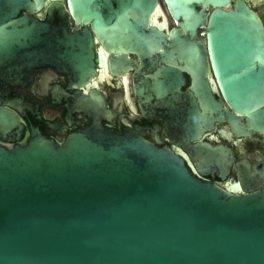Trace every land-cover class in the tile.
Masks as SVG:
<instances>
[{
	"label": "water",
	"instance_id": "water-1",
	"mask_svg": "<svg viewBox=\"0 0 264 264\" xmlns=\"http://www.w3.org/2000/svg\"><path fill=\"white\" fill-rule=\"evenodd\" d=\"M163 1L167 12L161 0H0V96L41 66L88 89L100 66L134 70L142 113L174 138L160 146L95 114L62 143L35 128L0 145V264H264V183L250 184L264 169L222 187L186 163V150L204 170L232 163L203 140L218 125L264 136V0ZM15 118L0 106V131Z\"/></svg>",
	"mask_w": 264,
	"mask_h": 264
},
{
	"label": "flooded vegetation",
	"instance_id": "flooded-vegetation-1",
	"mask_svg": "<svg viewBox=\"0 0 264 264\" xmlns=\"http://www.w3.org/2000/svg\"><path fill=\"white\" fill-rule=\"evenodd\" d=\"M256 11L264 21V11ZM101 45L98 41L96 46ZM105 50L109 56L110 53ZM131 57L137 58L134 55ZM99 73L103 74L102 78H99ZM133 73L134 70H130L114 75L108 64L100 66L94 78L97 86L91 84L88 89L86 86L75 87L68 74L53 66L37 67L26 83L18 84L0 96V106L9 109L16 117L9 131H0V145L24 144L30 140L35 128L46 137L62 143L70 133L92 125L97 114L96 117L106 128L119 132L131 128L151 142L171 147L174 138L166 130L163 120L142 113L133 89ZM91 89L102 96L100 104L91 96ZM90 97L92 103L97 104V111L83 104ZM219 128L220 125L206 133L203 140L231 148L233 161L223 171L219 168L204 170L185 149L190 161H186L187 166L196 176L225 187L228 182L240 181V172L249 174L255 168L264 169V136L224 137ZM260 182L264 183V174H255L250 184L256 187Z\"/></svg>",
	"mask_w": 264,
	"mask_h": 264
},
{
	"label": "bare ground",
	"instance_id": "bare-ground-1",
	"mask_svg": "<svg viewBox=\"0 0 264 264\" xmlns=\"http://www.w3.org/2000/svg\"><path fill=\"white\" fill-rule=\"evenodd\" d=\"M163 4L165 5V3H164V1L163 0H161V7H162V9H163V11L165 12V10H166V7H163ZM166 12H167V10H166ZM170 18H171V16H170ZM173 20V19H172ZM127 82V81H126Z\"/></svg>",
	"mask_w": 264,
	"mask_h": 264
},
{
	"label": "rangeland",
	"instance_id": "rangeland-1",
	"mask_svg": "<svg viewBox=\"0 0 264 264\" xmlns=\"http://www.w3.org/2000/svg\"><path fill=\"white\" fill-rule=\"evenodd\" d=\"M171 23H172V20H171Z\"/></svg>",
	"mask_w": 264,
	"mask_h": 264
}]
</instances>
